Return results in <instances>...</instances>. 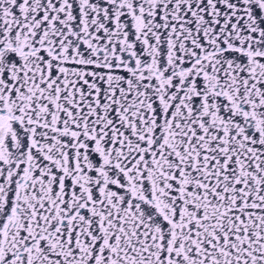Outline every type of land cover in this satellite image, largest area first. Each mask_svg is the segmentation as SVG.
I'll return each instance as SVG.
<instances>
[{
    "label": "snow or ice",
    "instance_id": "1",
    "mask_svg": "<svg viewBox=\"0 0 264 264\" xmlns=\"http://www.w3.org/2000/svg\"><path fill=\"white\" fill-rule=\"evenodd\" d=\"M0 264H264V0H0Z\"/></svg>",
    "mask_w": 264,
    "mask_h": 264
}]
</instances>
